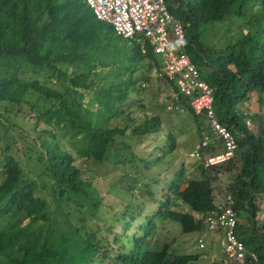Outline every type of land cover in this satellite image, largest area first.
<instances>
[{"label": "trees", "instance_id": "obj_1", "mask_svg": "<svg viewBox=\"0 0 264 264\" xmlns=\"http://www.w3.org/2000/svg\"><path fill=\"white\" fill-rule=\"evenodd\" d=\"M166 5L183 23L192 60L198 68L201 63L214 70L208 81L216 90V111L241 152L240 166L229 162L235 169L229 189L217 195L211 172L202 166L200 177L188 180L182 171L170 193H161L160 175L177 164L168 165L162 156L148 162V154L139 150L147 139L163 142L162 120L148 112L163 91L148 104L144 99L151 94L149 76L159 68L148 45L143 53L116 35L94 17L85 0H0V264H190L199 255L178 254L173 233L167 234L171 242L162 241L165 224L158 219L179 224L183 234L203 233L205 248L209 237L219 238L224 228L207 229L203 221L218 219L209 215L221 211L222 198L229 194L240 219L250 218V225L239 220L234 234L264 264V226L258 229L255 223L261 209L255 198L264 199V128L254 134L235 107L238 100L249 101V95H264V0H166ZM210 30L226 31L231 35L226 40L233 43L225 40L224 49L214 50L201 39ZM210 56L220 65L215 67ZM132 105L144 111L140 123ZM24 117L42 135L38 150L30 146L39 165L31 173L11 152L26 139L20 129ZM118 118L127 120L124 126ZM168 138L159 147L163 156L172 148ZM74 153L93 165L133 170L126 174L129 196L112 214L115 223L128 215L125 207L138 190L154 203L148 211L159 207L157 214L130 216L118 233L111 219L101 217L102 206L113 205L82 178ZM150 163L161 173L142 175L140 169ZM172 198L190 213L170 209L176 206ZM224 235L214 244L222 258L212 264L226 262Z\"/></svg>", "mask_w": 264, "mask_h": 264}, {"label": "rangeland", "instance_id": "obj_2", "mask_svg": "<svg viewBox=\"0 0 264 264\" xmlns=\"http://www.w3.org/2000/svg\"><path fill=\"white\" fill-rule=\"evenodd\" d=\"M210 34L206 33L202 36L203 41H207V44L211 43V47L214 48V50H218L220 48L224 49L226 45H224V42L226 38H228L230 35H225V32L216 33L214 30L209 31ZM231 37V36H230ZM229 41V40H226ZM229 43H233L229 41ZM134 45V43H132ZM210 48V47H209ZM212 52L214 53L213 49L211 48ZM214 55V54H213ZM210 60L212 64L217 67L220 65L219 61L215 56H210ZM199 63V61H198ZM200 65V72L202 74V77L209 80L210 73L212 72L213 68L211 66H203ZM214 71V70H213ZM219 70H215V75H220ZM152 77H155L153 74ZM149 88V91L151 94H147L145 99V103L148 104L150 100L153 99V97H158L157 92L159 90L164 91L165 86L157 81L156 79H152L151 83L147 85ZM161 96L158 97V99L153 103V106L148 109V112L153 111L155 114H157L160 119L162 120V128L163 130L160 132L159 137L163 140V142H160L155 140V138L147 139L140 147L139 150H143L141 153L148 154L145 156L148 162H151L158 157H163V161L165 163L169 164H177L176 170H170L168 172H163L160 175L159 182H160V188L161 193H170V188L174 184L175 181H177L178 175L184 171V178L188 180H192L194 178H198L201 176L202 170H200L199 167V161L198 159H195L191 156V153L196 148L197 144L199 143V137L197 132L198 122L196 119L192 116H186V117H180L177 114L173 112H169L166 108V103L164 104V98L166 96L165 93H162ZM251 98L254 95H249ZM262 97L264 98V95L258 96V102H257V109L255 110L256 115L253 117V121L247 119V127H249V130L253 133H257L256 129L259 124H262L264 126V102H262ZM89 99L85 100V103H88ZM133 108L130 111H134V118L137 119L136 122L140 123L143 120L144 117V111L141 109H136L135 105H132ZM131 106V107H132ZM164 107V108H163ZM94 110H96V106L93 107ZM234 112V110H233ZM118 123H120L122 126L125 125L127 120L124 118H118L115 119ZM21 126L20 129L25 133L26 139L20 140V142L14 146L12 149V155L17 158L21 165L26 169L28 173H31L33 169H37L39 165L36 163V158H38V154H31L29 153V150L31 147L38 150V146H40V135L37 132H33L32 130V124L29 123V118L24 117V120L20 121ZM34 123V122H33ZM251 125V126H250ZM168 135L172 137L173 141L169 145V147H172L168 150V154L166 156H163V153L159 151V147L163 146L165 144V141L168 138ZM42 136V135H41ZM170 139V138H168ZM171 140V139H170ZM166 145V144H165ZM31 146V147H30ZM195 146V148H194ZM241 152L236 154V164L239 166L241 165L239 162ZM29 156L33 157L32 160H29ZM73 157L75 158L74 163L80 167L83 171L82 178L86 179L88 181H92L97 187V193H100L106 198V203H110L111 205H103L101 210V217L103 219H111L112 214H116L118 212V207L122 206V203L124 202V199H127L129 196V190H130V183L127 179L126 174H129L133 172V170H130L129 168H123L117 164H98L93 165L91 162L87 161V159L79 158L76 156V154H73ZM135 164L132 163L131 165ZM144 164V163H143ZM238 165H236L238 167ZM144 167V166H143ZM225 168L227 170H230L231 167L229 165H226ZM39 169V168H38ZM238 170V168H237ZM1 171V169H0ZM141 174L144 175H150L161 173V167L158 168L157 166L150 163L149 167L147 169H140ZM231 171V170H230ZM175 172H177L175 174ZM235 169H233L230 173H234ZM211 177L213 179V185L215 187V190L217 192V195H223L226 192V187L229 185L230 181V174H226L223 172L220 173V175L215 174L214 172H211ZM166 177H169V179L166 180ZM1 179V176H0ZM153 189L154 182L151 184ZM38 195V194H37ZM171 201L175 203L176 206H171L170 209H174L176 211H184L189 212V209L184 207L183 204L181 206L178 204L180 201H177L176 199L172 198ZM153 202L149 196H144L143 192L137 191L136 196L132 199L130 197V202L126 205V209L128 210V215L124 216L122 220L125 219V221L130 220V216H145V215H156L159 211V207L157 206L153 211H148L150 207L153 206ZM130 214V215H129ZM196 219H199L201 216L195 215ZM259 219L263 220L264 215L259 214ZM115 223L116 231L118 233H122L123 225L122 223ZM158 223L165 226L164 231L161 232V240L165 243L171 242L172 240L167 241V234L176 232L179 228L177 224H173V222H169L166 220V222H160L161 219H158ZM142 223L144 221H141ZM139 221H134V226H137ZM177 235H174L175 241L172 242L173 248L177 252V248L179 249L178 253L181 254H187V255H199V259L195 261L193 264H212L216 260L222 258V254H218V250L216 249V246L214 244L219 241V238L217 235H211L209 239L207 240L209 242V245H213V248H211L210 252L208 253V247L209 245L205 246L204 249L199 248V237L202 236L201 233L195 232L191 233V236L182 235L181 233H176ZM156 234H153V239ZM198 241V245H197ZM207 242V243H208ZM225 264H237L235 261H228L227 258L225 260ZM228 261V262H227ZM231 262V263H230Z\"/></svg>", "mask_w": 264, "mask_h": 264}, {"label": "built area", "instance_id": "obj_3", "mask_svg": "<svg viewBox=\"0 0 264 264\" xmlns=\"http://www.w3.org/2000/svg\"><path fill=\"white\" fill-rule=\"evenodd\" d=\"M96 17L112 26L116 35L132 39L142 34L163 62L160 76L172 81L171 99L185 97L198 115L204 114L225 142L226 156L233 155L236 142L215 115V90L205 80L186 53L187 38L183 24L169 11L166 0H88ZM183 110V109H182ZM222 159V158H219ZM232 239V237H231ZM235 244V242L233 241ZM234 246H241L237 243Z\"/></svg>", "mask_w": 264, "mask_h": 264}, {"label": "clouds", "instance_id": "obj_4", "mask_svg": "<svg viewBox=\"0 0 264 264\" xmlns=\"http://www.w3.org/2000/svg\"><path fill=\"white\" fill-rule=\"evenodd\" d=\"M85 2L88 5L91 12L93 13V10L91 9L88 0H85ZM93 15L97 20L102 21V20L98 19L94 13H93ZM176 19H178V18H176ZM242 29L245 31L246 34L248 33L247 29H245L244 27H242L241 30ZM185 32H186V30H185ZM225 35H229V34L225 31ZM121 38H123V37H121ZM186 38H187V33H186ZM123 39L134 43V45L139 47L143 53L148 51V49H146V46L148 45L150 47V49L152 50V53L158 58L159 68H154V71L151 73V75L149 77L151 78V80L156 79L157 81L161 82L165 86L163 93L166 94V96L164 98L165 99L164 104L166 103L165 106H166L167 110L169 112H173V113L177 114L180 117L192 116L199 123L198 127H197L199 143L197 144L196 148L194 146L195 149L191 153V156L193 158L198 159L199 167L203 166V168L205 170H208L210 172H214L215 174H218V175H220V173L224 171V173L230 174V177L234 176V173L233 174L230 173L232 171V169H230L231 171L227 170L225 168V166L229 165L230 161L235 160L236 154L238 152V142H237L234 134L232 133V131L221 122V120L217 114L216 97H215V105H214L216 118L222 126H224L227 130H229L231 132V134L233 135V138L235 139V142H236V149H235L233 155H231L229 157L226 156L227 148H226L224 140L217 133V131L211 126L206 115L196 114L191 109V107L188 106L187 100L182 95H180L179 99H174V98L171 99V88H173L174 92H178V88L176 87V85H174V83L172 81H169L165 77L160 76V73H161L164 65H163L161 57L154 52L153 46L150 44L149 40L147 38H144V36L142 34H139L135 38H132V39H126V38H123ZM188 46L189 45H188V39H187L186 53L188 54L191 61L195 64V62L192 60V56L188 52ZM196 67L198 68L197 65H196ZM198 70H199V68H198ZM199 72H200V70H199ZM153 74L155 75V77H152ZM200 74H201V72H200ZM201 77H202V74H201ZM202 79L205 80L209 85H211L207 79H205L204 77H202ZM151 80L149 81L148 85L151 83ZM165 82L167 85L165 84ZM142 85L145 86L146 83H143ZM214 90H215V88H214ZM215 92H216V90H215ZM248 97L250 98L249 101H247V99L245 101L238 100V102L235 104V107H238L240 109V111L242 110L244 112V115H245L244 121H245L246 126H247V123H246L247 119L250 120V123H251V121H253V117H254V115H256V112H255L256 109L249 108L248 110H244L245 104L248 102H250V103L254 102V104L256 105L258 102L257 96L254 95L252 98L250 96H248ZM262 102H264L263 97H262ZM260 125H262V124H260ZM219 158H222V159H219ZM230 181H231V178H230ZM230 184H231V182L226 187V190L229 189ZM222 199L225 202H224L223 206L220 207L221 211L218 210V211H215L209 215V216L217 217L218 219L216 220L215 218L207 217L203 221V224L206 226L207 229H214V227H216V226L224 228V229H222L221 235L223 233H225V235L222 238L221 245L223 248V253L224 254L226 253L225 255H226V258L228 261H235L237 264L248 263V262L252 263V264H259V262H260L259 255L255 251L249 250L246 247L245 242L243 240H241V238H239L238 236H236L234 234V229H235L237 223H239V220L240 221L242 220L243 222H244V220H248V222H249L248 224L250 225V218L247 219V216H245V218H246L245 219L244 216H241V219H240V217L238 216V213L234 210V207H233L234 199L232 198V196L230 194L227 196L226 200L224 197ZM255 201L261 207L260 211L256 214V219H255L256 226L258 227V229H261L264 226V219L260 220L259 214L264 215V199L261 196H257L255 198ZM142 217H144V216H142ZM137 220L140 221L139 218ZM177 225L179 226V224H177ZM206 228H204V229H206ZM172 233L174 235H177L176 233H181L182 235L191 236L190 235L191 233L183 234L180 226L176 232H172ZM192 233H195V232H192ZM201 234H202V236L199 237V248L204 249L203 239H202L203 233H201ZM231 237H232V239H231ZM233 241L235 242V244L233 243ZM237 243L241 244V246L240 247L234 246ZM197 245H198V241H197ZM178 251H179V249L177 248V253H178ZM178 254H181V253H178ZM182 255H187V254H182ZM194 262L195 261H192L190 264H193Z\"/></svg>", "mask_w": 264, "mask_h": 264}, {"label": "crops", "instance_id": "obj_5", "mask_svg": "<svg viewBox=\"0 0 264 264\" xmlns=\"http://www.w3.org/2000/svg\"><path fill=\"white\" fill-rule=\"evenodd\" d=\"M249 103L250 102H248V103L245 104L244 110H248L249 108L257 109V105H255L254 102H251L250 104ZM260 126L261 125L259 124V126L256 129H259ZM263 128H264V126H263ZM257 132H258V130H257ZM255 134H258V133H255Z\"/></svg>", "mask_w": 264, "mask_h": 264}]
</instances>
